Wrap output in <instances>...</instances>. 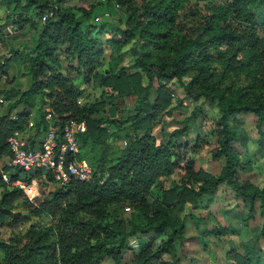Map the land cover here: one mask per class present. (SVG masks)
Wrapping results in <instances>:
<instances>
[{"label":"trees","instance_id":"1","mask_svg":"<svg viewBox=\"0 0 264 264\" xmlns=\"http://www.w3.org/2000/svg\"><path fill=\"white\" fill-rule=\"evenodd\" d=\"M45 1L5 3L28 11L35 3ZM118 2L126 15L123 36L126 40L136 37L134 59L125 64L111 63L106 74L95 73L93 80L115 91L118 97L137 96L133 114L122 122H130L126 135L129 141L117 158L100 163L98 169L91 163L96 169L93 180L73 179L50 191L38 205L31 204L19 188L5 183L1 172L9 170L6 165L1 166L10 156L7 138L27 124L36 96H41L57 124L69 119L86 122V131L78 137L80 150L89 140L103 144L107 136L101 119L92 117L96 105L78 103L82 90L60 71L55 57L58 49L68 46L79 67L88 76L93 73L100 42L91 37L90 25H83L88 20V10L82 9L83 14L77 17L71 7L50 8L52 15L42 23L31 52L15 50L0 62V78H7V61L17 56L29 74L28 88L15 94L7 92L9 102L0 114V228L25 227L8 239L0 236V264H99L105 256L120 264L126 239L149 230L157 236L167 230L170 233L156 249L146 242L133 253L134 264H173L162 255L185 240V225L178 211L186 203L198 207L203 196L214 194L222 185L231 188L247 206V218H262L258 235L264 241V188L238 180V168H244L246 162L232 147L235 132L229 124L231 115L251 113L262 135L264 35H259L257 28L264 24V0H208L202 7L187 6L188 0H144L141 6L133 0ZM142 72L148 79L145 85ZM155 77L163 83L155 86ZM171 79L178 81L187 97L217 106L218 146L213 158L222 159L223 164L218 173L210 174L195 171L193 163L188 162L179 187L164 189L160 199L149 200L151 187L162 174L172 170L177 138L187 129V125L175 129L158 143L149 133L170 103V88L165 83ZM20 105L23 110L15 111L12 117ZM116 112V107H110V116ZM43 117L44 111L39 125L44 124ZM260 140L264 152V140ZM40 174L37 171L30 176ZM41 184L46 185L42 181ZM19 199L27 204L25 210L16 209ZM114 205L132 207L130 219L126 220ZM46 218L48 221L43 220ZM212 230L224 231L219 225ZM112 240H119L120 245L108 246ZM228 257L234 264H252L237 251H231Z\"/></svg>","mask_w":264,"mask_h":264},{"label":"rangeland","instance_id":"2","mask_svg":"<svg viewBox=\"0 0 264 264\" xmlns=\"http://www.w3.org/2000/svg\"><path fill=\"white\" fill-rule=\"evenodd\" d=\"M141 6L144 0H133ZM25 0H22L24 3ZM208 0H188L187 6L202 7ZM116 3L119 6H116ZM71 7L77 17H81L83 10H88V20L83 25H90L91 37L100 42L98 59L95 61L94 71L88 73L79 67L75 57L69 53L68 46L58 49L55 57L59 60L60 71L67 75L78 89L82 90L81 103L96 105L93 108L92 117L101 119V126L106 129L107 136L103 144L86 142L82 147L83 158L94 164L97 169L100 163L113 160L124 153L127 133L130 122H123L124 117L133 114L138 103L135 95L118 97L116 92L93 80V74H106L109 65L115 61L130 63L134 57L132 49L135 46L136 37L126 40L121 30L127 27L126 15L118 0H46L35 3L28 11H21L14 4L7 5L5 0H0V22L5 23L0 35V62L6 53L18 50L20 53H30L36 45V38L42 26L43 14L50 8ZM105 13H108L105 16ZM264 15V11H263ZM99 19H96V18ZM13 22L15 27L13 34H7L5 25ZM261 21L262 19H258ZM264 23V20H263ZM258 34L264 35V24L258 26ZM5 66L7 78H0V114L6 110L8 100L7 92L15 94L29 86V74L19 56L7 61ZM148 79L142 72V83L145 85ZM163 80L155 77L153 84L159 86ZM170 88V103L153 124L149 132L156 143L171 136L175 129L187 125V129L177 138L173 149L172 170L162 174L156 185L151 187L147 198L149 200L160 199L162 191L172 187H179L185 179V166L193 163L195 171L203 170L210 174L219 172L223 160L214 159L213 153L218 146L216 119L219 116L217 106L203 99L187 97L183 88L176 79L165 83ZM17 98V97H15ZM14 98V99H15ZM152 98V97H151ZM103 102V106H98ZM44 100L40 95L36 96V104L29 110V120L40 121L41 114L45 110ZM110 107H116L117 112L110 116ZM23 106H18L14 111H22ZM167 111V112H166ZM192 115H194L192 117ZM190 117V119L188 118ZM189 119V120H186ZM230 127L235 132L232 147L245 160L244 168H238L237 178L240 181H249L254 185L264 188V152L260 145V139L264 140V124L262 135L256 128V117L251 113H238L229 117ZM1 163V166L5 163ZM98 172V171H97ZM58 184L51 182L42 186L45 193L58 188ZM47 194V193H46ZM17 210H25L27 204L19 199ZM114 208L126 220H129L133 208L126 205H114ZM185 225V240L182 245H173L171 252L164 253L162 258L173 264H234L228 257L231 251H237L247 256L252 264H264V241L258 235L262 218L256 215L248 217L247 206L235 192L226 185L220 186L212 195L203 196L200 205L192 208L189 203L178 211ZM35 221V218L32 219ZM48 221V219H43ZM224 229L221 233L214 232L217 226ZM130 227V226H129ZM25 227L0 228V236L10 238L14 233L24 231ZM170 230L157 236L153 230L143 233L137 232L125 241L120 252V264H134L133 253L138 251L146 242H150L153 249L161 244ZM119 240H112L108 246L117 248ZM2 253H0V259ZM99 264H116L111 256H105ZM151 264H159L153 262Z\"/></svg>","mask_w":264,"mask_h":264},{"label":"built area","instance_id":"3","mask_svg":"<svg viewBox=\"0 0 264 264\" xmlns=\"http://www.w3.org/2000/svg\"><path fill=\"white\" fill-rule=\"evenodd\" d=\"M116 6L119 4L116 3ZM51 15V11H46L42 23ZM107 15L108 13H105V16ZM14 30L13 23L5 25L7 34H13ZM10 55V52L6 53L5 58ZM78 103H81V100H78ZM15 114L14 111L12 117H15ZM54 118L55 115L46 106L44 124L39 125V121L30 119L22 128L11 132L7 138L10 156L4 165L9 170H1L2 178L8 185L19 188L33 205H38L49 193L43 192L41 181L47 185L53 182L64 186L73 179L91 181L96 175V169L91 162L80 156L78 137L86 131V122L69 119L60 125ZM37 171L41 174L30 176ZM11 173H16V176L12 177ZM27 176H30L29 179Z\"/></svg>","mask_w":264,"mask_h":264},{"label":"crops","instance_id":"4","mask_svg":"<svg viewBox=\"0 0 264 264\" xmlns=\"http://www.w3.org/2000/svg\"><path fill=\"white\" fill-rule=\"evenodd\" d=\"M0 18H1V15H0ZM2 27H4V23H1V22H0V31H1L0 34H4V33H2ZM2 77H4V75H3Z\"/></svg>","mask_w":264,"mask_h":264}]
</instances>
